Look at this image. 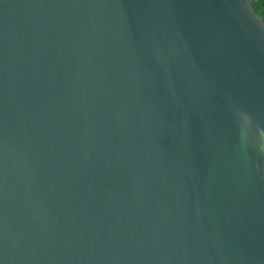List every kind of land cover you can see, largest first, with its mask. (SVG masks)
<instances>
[{
    "label": "water",
    "instance_id": "water-1",
    "mask_svg": "<svg viewBox=\"0 0 264 264\" xmlns=\"http://www.w3.org/2000/svg\"><path fill=\"white\" fill-rule=\"evenodd\" d=\"M255 0H0V264H264Z\"/></svg>",
    "mask_w": 264,
    "mask_h": 264
},
{
    "label": "trees",
    "instance_id": "trees-1",
    "mask_svg": "<svg viewBox=\"0 0 264 264\" xmlns=\"http://www.w3.org/2000/svg\"><path fill=\"white\" fill-rule=\"evenodd\" d=\"M252 7L256 14L264 21V0H255Z\"/></svg>",
    "mask_w": 264,
    "mask_h": 264
}]
</instances>
